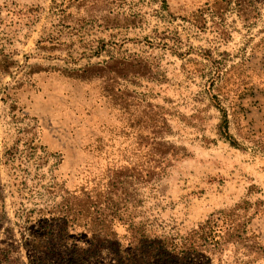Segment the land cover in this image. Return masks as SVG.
<instances>
[{"label": "rangeland", "instance_id": "1", "mask_svg": "<svg viewBox=\"0 0 264 264\" xmlns=\"http://www.w3.org/2000/svg\"><path fill=\"white\" fill-rule=\"evenodd\" d=\"M5 57L0 264H82L92 234L66 211L90 166L122 167L181 234L264 212V0H0Z\"/></svg>", "mask_w": 264, "mask_h": 264}, {"label": "trees", "instance_id": "2", "mask_svg": "<svg viewBox=\"0 0 264 264\" xmlns=\"http://www.w3.org/2000/svg\"><path fill=\"white\" fill-rule=\"evenodd\" d=\"M5 59H0V73L10 68L4 63ZM224 133L232 138L226 125ZM49 139L52 142L58 139L63 149L68 147L61 137ZM92 167L85 173L89 177L72 192L76 207L66 211L68 218L75 219L86 234H92L89 243L83 242L77 248L82 249L83 254L90 253L87 258L79 255L82 264H192L188 260L199 261L201 254L210 257V261L224 260V256L229 255L227 246L230 244L236 252L242 253V256L234 255L236 264H257L259 260L255 257L264 256V243L260 241L264 235V212H250L249 208L235 219L231 218L234 212H220L181 234V230H169L160 219L162 214H154L145 199L135 198L134 181L124 177L122 167L110 166L105 171H94ZM146 172L143 182L149 190L159 185L166 175L165 166L156 179L150 176V169ZM35 229V244L44 250L45 244H41L40 238L47 229L42 224Z\"/></svg>", "mask_w": 264, "mask_h": 264}]
</instances>
